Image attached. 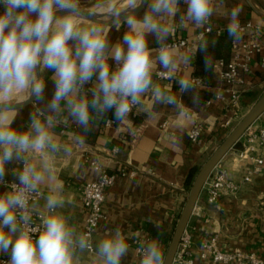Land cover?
Returning a JSON list of instances; mask_svg holds the SVG:
<instances>
[{
  "label": "clouds",
  "instance_id": "obj_1",
  "mask_svg": "<svg viewBox=\"0 0 264 264\" xmlns=\"http://www.w3.org/2000/svg\"><path fill=\"white\" fill-rule=\"evenodd\" d=\"M121 3L95 0V10H86L80 0H0V185L7 184L0 193V254L8 255L5 264H83L86 252H93L99 264H122L132 238L138 243L139 264H165L158 237H129L117 226L94 243L91 230L78 231L62 211L65 200L56 184L54 163L83 147L86 135L109 112V122L119 125L128 123L133 109L153 119L157 106H173L177 120L194 123V110L173 85L158 81L177 83L179 94L192 92L193 104L198 105L201 81L192 76L193 58L197 52L204 54L206 69L215 68L214 59L203 34L186 50L183 44H170L176 24L167 21L178 18L180 28L207 26L211 31L210 19L224 0ZM181 3L186 6L183 14ZM242 12L237 5L226 14L227 33L234 42L243 39ZM108 25L117 31L126 27L120 40L109 39ZM149 35L158 47L149 46ZM45 73L51 75L46 79ZM48 79L53 84L50 98ZM28 104L35 108L25 130H19L13 124ZM65 121L83 133L71 135L70 143L55 132ZM171 143L179 147L181 138L173 136ZM13 163L19 167L8 183L7 166ZM94 171L101 174L99 168ZM42 186L48 187L47 194Z\"/></svg>",
  "mask_w": 264,
  "mask_h": 264
},
{
  "label": "crops",
  "instance_id": "obj_2",
  "mask_svg": "<svg viewBox=\"0 0 264 264\" xmlns=\"http://www.w3.org/2000/svg\"><path fill=\"white\" fill-rule=\"evenodd\" d=\"M224 0L223 7L210 19L211 31L204 33V29H197L190 25L188 29L180 28L178 18H170L169 25L176 24L175 31L168 42L186 40L187 46L195 42L201 34L211 43L210 36L227 32V12L234 6H242L240 23L249 21L254 27L242 33L241 41H255L260 50L252 62V75L248 78L246 87H240V119L247 113L257 99L264 93V68L260 66L264 60V0ZM110 3L122 6L121 0H110ZM80 6L88 10H95V0H80ZM180 14L186 6L180 4ZM2 11V8H0ZM142 13H139L140 15ZM107 18H103L106 20ZM111 28L109 39L114 43L120 40L126 31L121 26L119 31ZM207 28V26H206ZM232 40V39H231ZM150 47H158L153 36H148ZM195 57L192 61V76L195 75ZM220 68L212 69L213 87L203 86L196 91L200 102L194 105L192 92L179 94V85L172 81H158L161 84H172L173 91L180 95L182 102L194 110V123L177 120L173 106L159 105L155 111L157 115L150 119L145 112L137 110L135 116H129L128 123L117 124L113 121L105 126L107 119L113 120L112 113L98 121L94 130L86 135L83 147L76 148L70 156L54 163L56 184L62 189L65 207L62 210L71 218L78 231H83L85 211L81 204L80 188L95 181L99 175L96 168L109 173L125 170V176H119L113 186L105 190L103 203L104 219L98 225L93 242L103 238L109 229L117 226L126 236L141 238H159L163 252L169 242L173 225L179 215L189 190L185 182L190 170L200 166L213 149L227 135L228 131L219 129L218 123L232 114L225 103L212 100L205 104L204 96L221 92L223 83L219 80ZM51 74L45 73L47 79ZM53 84L47 80L46 97L50 98ZM145 104L151 109V102L145 98ZM35 105L30 104L17 115L13 127L25 130L29 113ZM201 123L203 133L199 144L192 145L187 139V132L195 123ZM264 125V113L253 123L252 128ZM55 132L58 138L70 143L71 135L81 133V130L71 121L59 125ZM181 138V146L174 147L172 137ZM244 137L230 149L219 161L214 170L224 169L229 178L240 183L243 176L245 162L239 161L238 153L242 149ZM90 163H95L92 167ZM19 167L13 163L7 166L6 181L14 180V172ZM6 185H0V193L7 190ZM47 186L42 191L48 192ZM43 204V200L40 201ZM156 225L160 227L157 228ZM185 233L191 237V257L194 264H231L213 263L209 259H201V245L203 242L214 240L215 246L221 252L239 249L253 252L264 261V173L253 176L248 183L241 185L235 195L223 193L217 204H209L206 189L203 188L187 224ZM130 251L122 264H139V257L135 252L137 241L129 239ZM83 264H99L94 253L83 254ZM8 257L0 254V258Z\"/></svg>",
  "mask_w": 264,
  "mask_h": 264
},
{
  "label": "built area",
  "instance_id": "obj_3",
  "mask_svg": "<svg viewBox=\"0 0 264 264\" xmlns=\"http://www.w3.org/2000/svg\"><path fill=\"white\" fill-rule=\"evenodd\" d=\"M240 24L242 33L248 30L251 32L254 31V27L249 21ZM209 32L210 31H208L207 28L204 29L205 34ZM169 43L177 45L183 44L185 47L187 46L186 40L172 41ZM259 50L260 46L255 41H232L229 60L227 62L222 60L215 62L216 66L218 65L220 68L218 78L223 83V87L221 92L212 95V98L206 101L205 104L210 105L212 100H215L225 103L228 109H232V114L218 123L217 127L219 129L229 132L240 120V87H246L248 84V77L252 75V62L258 55ZM260 66L264 68V60L261 61ZM193 78L201 81L198 88L204 86L201 78ZM217 94H220V99H217ZM136 112L137 109H133V112L130 115L135 116ZM112 124L113 121L109 122V119L105 121V126H110ZM252 125L244 132L242 149L237 155L239 161L246 163L243 167L241 182L235 183L232 181L226 170L221 168L214 170V168L203 187L206 189L207 201L209 204H217L220 197L225 192L230 195H235L242 184L248 183L253 176L264 173V125L256 126L254 128H252ZM202 133V124L198 122L195 123L187 132L189 143L192 145L199 144ZM90 165L96 167L95 163H90ZM127 173L128 172L125 170H119L117 173H109L106 170L101 169V174L95 181L86 183L80 188L81 204L85 211L82 232L91 230L92 240L98 225L104 219L103 203L105 199V190L113 186L119 176H125ZM101 175L106 179L102 181ZM11 182L12 181L8 183ZM5 185L7 186V184ZM33 218L39 223L38 216L34 215ZM190 249L191 237L184 232L172 264H194ZM199 257L201 259H209L213 263L264 264V261L253 252H244L239 249L230 252H221L215 246L214 240L202 243ZM8 258L9 257L0 258V264H5V261H7Z\"/></svg>",
  "mask_w": 264,
  "mask_h": 264
},
{
  "label": "water",
  "instance_id": "obj_4",
  "mask_svg": "<svg viewBox=\"0 0 264 264\" xmlns=\"http://www.w3.org/2000/svg\"><path fill=\"white\" fill-rule=\"evenodd\" d=\"M248 5L249 2L246 0ZM86 9V8H85ZM88 10V9H86ZM99 19V18H98ZM106 20L101 19L100 22ZM30 105V104H28ZM24 106L23 108L27 107ZM22 108V109H23ZM264 113V93L257 99L247 113L232 127L222 141L207 156L195 174L186 199L175 221L169 242L165 249V264H172L180 240L186 230L189 219L192 215L198 197L213 169L240 140L244 132Z\"/></svg>",
  "mask_w": 264,
  "mask_h": 264
},
{
  "label": "trees",
  "instance_id": "obj_5",
  "mask_svg": "<svg viewBox=\"0 0 264 264\" xmlns=\"http://www.w3.org/2000/svg\"><path fill=\"white\" fill-rule=\"evenodd\" d=\"M214 39L215 44L213 45L212 42L209 43V54L213 57L214 63L218 60H222L224 62H227L230 58L231 54V38L229 37L228 33L225 32L223 34H217L210 36ZM212 69H206L205 62H204V54L197 52L196 58H195V75L202 79L203 83L207 87H213L214 86V80H212ZM207 95L204 96L205 102L210 100L212 98L211 94L206 93ZM200 166L193 167L186 179L185 187L186 190H189L191 182L197 173ZM175 224V223H174ZM174 227V225H173Z\"/></svg>",
  "mask_w": 264,
  "mask_h": 264
}]
</instances>
